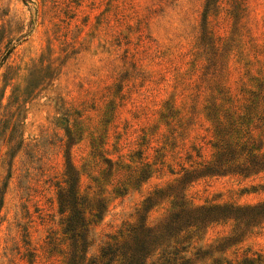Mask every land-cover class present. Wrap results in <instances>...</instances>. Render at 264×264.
Instances as JSON below:
<instances>
[{
    "label": "rangeland",
    "instance_id": "rangeland-1",
    "mask_svg": "<svg viewBox=\"0 0 264 264\" xmlns=\"http://www.w3.org/2000/svg\"><path fill=\"white\" fill-rule=\"evenodd\" d=\"M215 48L224 69L211 62ZM223 72L241 113L264 83V0H0V264H66L59 195L69 161L80 194L106 204L90 226V257L141 222L148 197L178 187L185 170L198 174L213 158ZM180 190L158 201L149 226L176 201L264 203V172L196 175ZM231 225L183 241L182 255L264 257V223L217 252Z\"/></svg>",
    "mask_w": 264,
    "mask_h": 264
},
{
    "label": "trees",
    "instance_id": "trees-1",
    "mask_svg": "<svg viewBox=\"0 0 264 264\" xmlns=\"http://www.w3.org/2000/svg\"><path fill=\"white\" fill-rule=\"evenodd\" d=\"M206 36V35H205ZM207 42V41H206ZM212 51L214 44L208 40L206 49ZM230 46H226V51ZM209 60L211 58L210 53ZM213 65L225 67L223 55L215 48ZM224 73L219 83L214 86V98L225 103L212 102L210 115L215 122L213 141V158L196 171L185 170L184 179L178 187H170L168 191L158 190L154 196L144 202L143 217L140 223L129 225L127 234L104 245L98 255L89 256L92 241L90 226L102 219L106 204L98 200L93 202L80 194V178L76 167L69 161L66 178L59 195L61 214H68L63 222V235L68 243L65 252L66 264H147L159 255L161 264H192L191 259L183 256V241L199 237L206 230L217 225H231L228 236L219 239L217 252L226 254L241 245L253 230L264 223V203L254 206L204 205L194 207L185 201L174 203L173 212L155 226H149L146 216L163 199L168 192L181 195L180 187L190 183L196 175L225 176L238 174L249 177L264 172V83L259 93H252L249 104L241 113L234 111L236 100L231 88L224 85ZM229 104V107H226ZM147 178L146 171L135 177L136 182ZM184 189V187H183ZM64 241V240H63ZM56 239L51 243L55 244ZM237 251L235 254L237 255ZM63 254V253H62ZM256 258L244 253L240 259H218L216 264H264V257L254 254Z\"/></svg>",
    "mask_w": 264,
    "mask_h": 264
}]
</instances>
